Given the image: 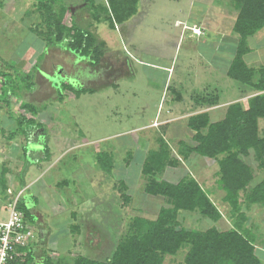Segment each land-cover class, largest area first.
<instances>
[{
  "label": "rangeland",
  "instance_id": "1",
  "mask_svg": "<svg viewBox=\"0 0 264 264\" xmlns=\"http://www.w3.org/2000/svg\"><path fill=\"white\" fill-rule=\"evenodd\" d=\"M20 2L12 14H3L8 20L5 27L0 25V70L9 68L14 74V83L6 88L14 94L6 97L5 91L0 96V172L8 169L5 178L10 192H29L36 199L34 208L41 218L36 225H41L43 237L35 226L33 239L37 242L43 238L51 264H73L78 256L104 259L134 217L153 220L164 205L163 199L143 193L146 179L141 175L142 160L149 150L157 149L158 135H164L171 157H176L177 141L190 143L191 132L184 120L204 111L189 112L194 96L211 95L216 90L214 94L224 103L216 114L221 110L223 114L226 105L241 95L240 85L225 74L231 44L237 38L231 31L236 12L220 0H138L137 13L128 22L115 30L104 23L92 29L104 41L107 53L98 67H91L85 59L67 57L66 52L59 54L56 47L47 46L31 28L39 23L38 14L27 16V11L35 10L37 0ZM11 5L13 0H7V8ZM84 11L79 9L75 14L83 26L90 22ZM195 30L199 34H194ZM250 45L258 47L245 57L248 66L264 65V30L249 40ZM59 62L64 63V77L62 68L54 70ZM35 63L37 67L32 70ZM30 71L35 85L28 93L25 75ZM168 86L181 93L182 102L170 104ZM64 87L71 91H63ZM81 88L87 92L75 98L73 92ZM23 101L35 106L38 114L21 110ZM15 115L40 122L45 134L35 129L26 142L22 137L8 140L16 126L14 118L11 120ZM176 116L180 121L171 122ZM211 121L217 120L212 117ZM165 123H170L168 130ZM40 143L49 148L48 160H38L43 159L42 148L36 146ZM100 152L113 154L116 165L112 173L96 166L94 157ZM190 160L166 168L156 178L177 183L193 177L204 190L215 191L216 164L196 155ZM25 166L27 171L22 176ZM117 181L126 184L131 196L126 205L119 198ZM215 202L226 218L220 203ZM248 218L255 240L264 246V205L252 206ZM179 221L183 227L199 231L230 227L225 221L214 223L185 212H180ZM70 226H76L78 232ZM183 256L184 251L167 256L163 264H183Z\"/></svg>",
  "mask_w": 264,
  "mask_h": 264
},
{
  "label": "trees",
  "instance_id": "2",
  "mask_svg": "<svg viewBox=\"0 0 264 264\" xmlns=\"http://www.w3.org/2000/svg\"><path fill=\"white\" fill-rule=\"evenodd\" d=\"M220 1L236 12L231 31L237 38L231 44L232 55L225 74L240 85L241 95L224 108L223 118L215 122L211 121L208 110L224 104L220 103L219 95L214 94L218 93L216 90L211 95L202 93L191 99L190 112L199 109L204 111L187 118L186 127L191 132L190 143L177 141L176 157H171L170 146L164 140V135L159 134L156 138L157 149L149 150L142 160L141 175L146 179L143 193L161 198L164 202L155 219L134 217L111 254L104 259L78 256L73 264H163L165 257H175L180 251H184L183 264H261L257 241L245 225L248 222L245 208L249 210L254 205H264V129H260V124L264 123H260L261 120L264 121V65L249 67L245 57L257 51L258 46H249V40L264 30V0ZM137 6L138 0H105L104 3L96 0H80L79 3L77 0H37L33 6L35 10L27 11V16L38 14L39 23L33 24L31 28L47 46L63 49L69 57L85 59L83 61L87 65L98 67L107 50L104 41L92 29L95 25L104 23L108 29L115 30L118 25L128 22L136 15ZM79 9L85 10L83 14L86 13L90 20L85 26L75 18ZM35 67L37 64L33 65L32 70ZM10 72L9 68L5 72L0 70V96H4L5 91L6 97L8 93L14 94L6 89L10 83H14V74ZM4 78H8V81ZM25 78L24 89L31 93L35 85L31 71ZM66 90L71 91L64 87L63 91ZM167 90L172 96V104L182 102L181 93L171 91L170 86ZM86 92V89L81 88L73 92V95L79 98ZM6 103L10 105L9 101ZM20 107L33 116L38 114V109L28 102H21ZM13 118L16 126L8 134V140L22 137L23 142H26L30 131L35 129L43 130L45 134V128L35 119L22 115L12 116V121ZM36 146L42 148L43 154V159L38 160H48L50 153L46 143ZM25 153L26 149H23L24 158ZM194 155L216 164L217 186L224 193L222 202L228 206V229L220 230L213 226L199 231L183 227L179 221L180 212L197 214L214 223L222 220L221 212L210 199L211 192L204 190L193 177H185L177 183L159 181L156 178L166 168H176L180 162L190 163V158ZM94 158L96 166L102 172L110 174L115 169L113 154L100 152ZM256 170L260 176L263 175L261 178L256 176ZM25 171L26 166L20 175L23 176ZM6 173L8 169L2 168L0 200L7 197ZM19 178L21 187H24L23 178ZM117 182L115 187L119 198L126 205L131 196L126 184L123 181ZM27 193L24 191L18 200L17 209L26 222L35 225L41 218L39 214L37 217L31 212V204L34 203L35 207L37 201ZM70 228L73 232H78L76 226ZM45 246L41 239L34 241L25 250L24 260L16 264H51ZM38 249L40 255L37 254Z\"/></svg>",
  "mask_w": 264,
  "mask_h": 264
},
{
  "label": "built area",
  "instance_id": "3",
  "mask_svg": "<svg viewBox=\"0 0 264 264\" xmlns=\"http://www.w3.org/2000/svg\"><path fill=\"white\" fill-rule=\"evenodd\" d=\"M23 193L13 194L7 190V197L0 200V264L22 262L25 250L34 242V225L26 222L17 209V202Z\"/></svg>",
  "mask_w": 264,
  "mask_h": 264
},
{
  "label": "crops",
  "instance_id": "4",
  "mask_svg": "<svg viewBox=\"0 0 264 264\" xmlns=\"http://www.w3.org/2000/svg\"><path fill=\"white\" fill-rule=\"evenodd\" d=\"M13 3H14V5L12 6H10L9 8H7V0H0V25L2 26V28H4L5 27V25H6V22L8 21V20H6V19H4V17H3V14L4 13H7L8 14V12L10 13V14H12L11 13V11H14L16 8L18 9V7H17V4L19 3H21L20 2V0H13ZM16 12H14V15H15V17H16V14H15ZM9 16V15H8ZM3 20V22L1 23V21ZM19 22H20V24H21V22H22V17L21 18H19ZM17 24H19V23H17ZM107 53V52H106ZM124 63V62H123ZM35 64H37V63H35ZM141 64V63H140ZM111 66V65H110ZM110 66H108V68L110 67ZM125 66H126V63H125ZM168 70V69H167ZM166 72H169V71H166ZM167 74V73H166ZM169 77V76H168ZM166 82H167V78H166V81H165V83H164V86H165V84H166ZM164 89H165V87H164ZM166 92L163 94V98H165L166 96ZM169 99H171L169 102H170V104H172L173 103V101H172V98L170 97ZM221 106H223V104L222 105H219L218 107H215V108H211V109H209V114H210V119L212 118V117H214V118H216V120H220V119H222L223 118V116H224V113L223 114H221V112L223 111V110H221V112H218L217 114H216V112L219 110V109H221ZM227 106V105H226ZM190 112V111H189ZM188 114V113H187ZM178 120V122L180 121V117L179 116H176V120H170L171 122H173V121H177ZM185 121V127H186V122H187V118H186V120H184ZM166 124V126H164L165 127V130H168L167 129V127L169 126V124L170 123H165ZM176 126V125H175ZM174 126V127H175ZM163 127H161V129H162ZM201 162H204V161H201ZM214 162V161H213ZM215 163V162H214ZM30 167V166H29ZM255 174H256V176L257 177H259L260 176V173L256 170L255 171ZM263 176V175H262ZM262 176H260L259 178H261ZM215 187V191H212V188H209V189H207V190H210V199L212 200V202L216 205V202H215V200L216 201H218L219 203H220V205H221V207H222V209L224 210V212L226 213V215H227V213H228V206L226 205V204H224L223 202H222V198H223V196H224V193L222 192V191H220L219 189H218V186L217 185H215L214 186ZM26 187H24V189H25ZM28 195H30V193L28 192L27 193ZM30 197H32L31 195H30ZM251 208L252 207H250L249 208V210L248 209H246L245 208V215L248 217V213L249 212H251ZM31 209H34V206L32 205V207H31ZM38 213V212H37ZM259 214V213H258ZM228 220V218L226 217V218H224L223 216H222V220L221 221H225L227 224H229L230 225V223H229V220ZM249 222V223H248ZM248 222L246 221V227L247 228H249V226H250V219L248 218ZM248 223V224H247ZM45 233H46V230H45ZM43 235H41V237H42ZM41 240H43V238L41 239ZM256 247H257V249H258V254H261V256L264 258V246L262 245V243H256ZM260 261H261V264H264V259L263 260H261L260 259Z\"/></svg>",
  "mask_w": 264,
  "mask_h": 264
},
{
  "label": "flooded vegetation",
  "instance_id": "5",
  "mask_svg": "<svg viewBox=\"0 0 264 264\" xmlns=\"http://www.w3.org/2000/svg\"><path fill=\"white\" fill-rule=\"evenodd\" d=\"M58 49V48H57ZM59 54L61 53V54H63V53H65L63 50H60V49H58V50H56ZM66 55H67V57L69 56V54L68 53H66ZM72 58L74 59V57L72 56ZM68 60V59H67ZM66 61V60H65ZM61 62V61H60ZM59 62V63H60ZM64 62V61H63ZM65 63V62H64ZM64 63H60V64H57L55 67H54V70H57L58 68H62V70L60 71V74H61V76L62 77H64L65 76V74H63V72H65V69H64V67H63V65L62 64H64ZM75 66H76V63H73ZM67 66V65H66ZM72 68V67H71ZM71 70V69H70ZM60 74H58V76L60 77ZM70 80V79H69ZM68 81V80H67ZM31 212L32 213H34L37 217H39V215H38V213L36 212V210L35 209H31ZM37 221H39V219L37 220ZM35 226H37L36 225V222H35V225H34V227ZM39 226V227H38ZM37 227L40 229V232H41V235H43L42 234V229H41V225H38ZM42 227H44V226H42ZM43 237V236H42ZM35 264H37V263H35Z\"/></svg>",
  "mask_w": 264,
  "mask_h": 264
},
{
  "label": "bare ground",
  "instance_id": "6",
  "mask_svg": "<svg viewBox=\"0 0 264 264\" xmlns=\"http://www.w3.org/2000/svg\"><path fill=\"white\" fill-rule=\"evenodd\" d=\"M194 33H196V34H199L198 32H196V30H195V32Z\"/></svg>",
  "mask_w": 264,
  "mask_h": 264
},
{
  "label": "clouds",
  "instance_id": "7",
  "mask_svg": "<svg viewBox=\"0 0 264 264\" xmlns=\"http://www.w3.org/2000/svg\"><path fill=\"white\" fill-rule=\"evenodd\" d=\"M194 34H196V33H194Z\"/></svg>",
  "mask_w": 264,
  "mask_h": 264
}]
</instances>
